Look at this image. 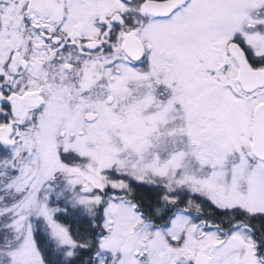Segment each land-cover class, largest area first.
Masks as SVG:
<instances>
[{
	"label": "snow or ice",
	"instance_id": "snow-or-ice-1",
	"mask_svg": "<svg viewBox=\"0 0 264 264\" xmlns=\"http://www.w3.org/2000/svg\"><path fill=\"white\" fill-rule=\"evenodd\" d=\"M0 264H264V0H0Z\"/></svg>",
	"mask_w": 264,
	"mask_h": 264
}]
</instances>
